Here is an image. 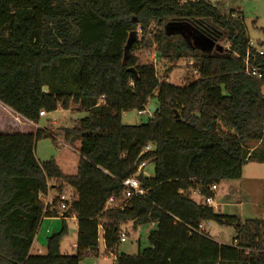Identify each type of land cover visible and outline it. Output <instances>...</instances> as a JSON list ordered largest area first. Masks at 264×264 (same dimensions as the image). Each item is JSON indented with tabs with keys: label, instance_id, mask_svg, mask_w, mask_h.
Masks as SVG:
<instances>
[{
	"label": "trees",
	"instance_id": "1",
	"mask_svg": "<svg viewBox=\"0 0 264 264\" xmlns=\"http://www.w3.org/2000/svg\"><path fill=\"white\" fill-rule=\"evenodd\" d=\"M191 33L194 41L206 35L229 45L209 51ZM248 43L244 19L208 0H0V106L28 126L41 111L87 112L61 128L69 144L80 146L75 174L36 157L39 140L57 141L52 127L0 132V264H81L85 254H97L100 224L114 264H264L263 220L237 223L231 244L197 231L204 222L239 221L204 199L215 198L211 186L240 179L249 161L264 163V41L249 57L261 79L245 72ZM154 47L172 63L197 58L199 75L186 86L161 80L156 66L137 55ZM151 99L157 109L147 122H122L124 112L143 110ZM143 161L154 164L151 176L137 175ZM131 176L147 194L105 210L109 198L122 200L123 180ZM66 186L73 190L62 227L47 238L46 254H32L43 219L60 217ZM195 188L200 201L190 195ZM51 192L46 206L40 196ZM73 212L77 254L65 255L61 241ZM128 222L157 224L137 255L116 250Z\"/></svg>",
	"mask_w": 264,
	"mask_h": 264
},
{
	"label": "rangeland",
	"instance_id": "2",
	"mask_svg": "<svg viewBox=\"0 0 264 264\" xmlns=\"http://www.w3.org/2000/svg\"><path fill=\"white\" fill-rule=\"evenodd\" d=\"M213 4H218L221 12L228 15L232 10L238 12L244 17V24L248 30V36L255 46H259L264 41V0H208ZM189 34V33H188ZM194 41V36L191 33ZM225 49L228 43L225 40L217 41ZM137 55L142 62L150 63L156 66L159 78L178 85L186 86L189 82L196 79L194 71L197 58L193 56L184 57L177 62H170L168 58H159L155 47L150 49H140ZM170 67L172 70L167 72ZM167 73V74H166ZM166 77V78H164ZM150 105H156V99L150 100ZM149 113L141 114L138 110H131L123 113L122 122L128 125H138L149 120ZM87 115L86 111L63 109L59 107L56 111L46 113L41 116L36 125L28 126L23 118L19 117L13 111L0 106V132L13 133L17 131H30L38 128H51L57 137L54 142L52 138H44L36 143L35 154L40 163L55 159L62 169L68 174H75L78 169L80 158L79 143L69 144L65 139L61 128H72L83 117ZM146 175L151 176L154 173V164L150 163L145 167ZM67 193L72 192L70 186H66ZM215 200L217 205L214 207L221 214L237 215L239 221L233 225H220L215 221H209L206 224L208 236L224 244H231L237 234V223L244 224L248 219L264 221V163L249 161L243 167V175L240 179L226 180L219 184L216 190ZM190 195L200 201L197 195L191 191ZM54 197V192L49 194V198ZM67 224L69 229H77L75 220L68 217ZM62 227L61 217H46L40 224L34 243L32 245V254H46L47 238L54 232H58ZM155 229L154 224L140 225L134 228L132 222L122 226V230L127 231V240L119 242L116 246L118 254L137 255L144 248L150 246L148 234ZM126 233V232H125ZM103 230L99 231V251L104 253ZM77 233H68L61 241L60 251L65 255L77 254ZM115 255H88L85 254L81 264H114Z\"/></svg>",
	"mask_w": 264,
	"mask_h": 264
},
{
	"label": "built area",
	"instance_id": "3",
	"mask_svg": "<svg viewBox=\"0 0 264 264\" xmlns=\"http://www.w3.org/2000/svg\"><path fill=\"white\" fill-rule=\"evenodd\" d=\"M228 16L234 17V18L237 17L240 20L244 19L242 14H240V15H236V14L230 15V14H228ZM254 46L255 45H254L253 41L249 38L248 50H247L246 57H245V72L247 74H251V75L256 76L259 79H261L262 78V73H261V70H260V66L252 65L250 63V59H249V57H250V48L254 47ZM259 53L263 54L264 51L262 49H260ZM194 74L196 76L199 75L198 69H196L194 71ZM139 113H141V114H144V113L151 114V112L149 110V107H146L145 109L140 110ZM40 115L44 116V115H46V113L44 111H41ZM152 147H153L152 144L149 143L143 149L142 153L148 151ZM147 164H148L147 161H143V162H141L138 165L137 175L140 174V173L146 175L145 167L147 166ZM146 176H149V175H146ZM123 184H124V186H125V188L127 190H126V193H125L124 197L122 198V200L117 202L114 197L109 198L107 203H106L105 210L106 209H110V208L124 209L127 201L130 200L132 197H134V196H145L147 194V189L142 187V185L140 183V180L138 179L137 176H131L129 178H126L125 180H123ZM210 189L212 191L216 192V190L218 189V186L217 185H213V186L210 187ZM191 191H192V193L194 195H197V196L201 195L200 188H195V189H193ZM40 197H42L44 199V202H45L46 206L52 205L53 197L51 199L49 198V195L46 196V197H43V196H40ZM71 199H72V195H71V193L70 194L67 193V191H64L62 194L59 195L58 200H59L60 203H59V206H58V211H59L60 217H63L66 214V212L70 210ZM204 204L209 205V206H211L213 208L217 205L215 198L211 197V196L210 197H206L204 199ZM53 210H54L53 208L50 209V211H53ZM71 215H72L71 216L72 218H76V215H75L74 212L71 213ZM206 225H207L206 222L200 224L198 229H197V231H199V232L206 231ZM100 228L102 229V225L101 224L99 225V231H100ZM126 240H127V234L125 232H122L121 236H120V241L123 242V241H126ZM103 243H104V246H105V242H103ZM104 250H105L104 253H100L99 246H98V249H97V254L98 255L97 254L96 255L99 256V255H112L113 254L111 252H107L106 251V246H105ZM92 254L95 255V252H93ZM115 260H116V255H115L114 262H115Z\"/></svg>",
	"mask_w": 264,
	"mask_h": 264
},
{
	"label": "water",
	"instance_id": "4",
	"mask_svg": "<svg viewBox=\"0 0 264 264\" xmlns=\"http://www.w3.org/2000/svg\"><path fill=\"white\" fill-rule=\"evenodd\" d=\"M196 45L200 48L206 49V50H213L215 47H217L216 40L210 38L209 36L202 35L196 38ZM129 71L136 73V69L134 67L129 68ZM157 109L156 106L150 105L149 110L151 114Z\"/></svg>",
	"mask_w": 264,
	"mask_h": 264
},
{
	"label": "crops",
	"instance_id": "5",
	"mask_svg": "<svg viewBox=\"0 0 264 264\" xmlns=\"http://www.w3.org/2000/svg\"><path fill=\"white\" fill-rule=\"evenodd\" d=\"M45 116V115H44ZM74 220H75V222H76V225H77V219L76 218H73ZM66 222H67V220H66ZM151 224H154V227L156 228L157 227V224L156 223H151ZM68 225V224H67ZM69 227V226H68ZM69 232L70 233H73V232H76L77 233V235H78V232H77V229H69ZM35 240V239H34ZM34 243V242H33ZM221 243V242H220ZM74 246H76V244H74ZM104 248H105V246H104ZM31 249H32V247H31Z\"/></svg>",
	"mask_w": 264,
	"mask_h": 264
}]
</instances>
